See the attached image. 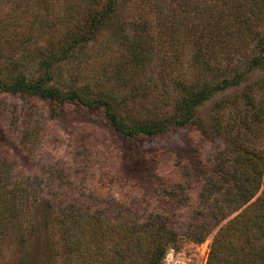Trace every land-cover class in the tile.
Wrapping results in <instances>:
<instances>
[{
	"label": "rangeland",
	"instance_id": "374dc122",
	"mask_svg": "<svg viewBox=\"0 0 264 264\" xmlns=\"http://www.w3.org/2000/svg\"><path fill=\"white\" fill-rule=\"evenodd\" d=\"M105 1L0 0V79L10 83L18 76L35 80L48 74L50 87L109 100L128 124L149 123L173 112L182 93L177 82L186 89L240 74L243 82L196 107L197 118L215 124L206 128V135L192 123L130 139L111 129L102 112L58 107L55 115L56 105L0 89V162L13 167L8 182L37 184L41 191L29 196L25 214L5 237L0 264H126L115 254L124 246L121 237H110L99 221L89 219L75 231L62 228L61 212L71 207L72 199L84 203L81 212L89 218L116 217L115 205L147 200L141 213L147 218L158 195L138 163L143 152H165L156 164L165 178H181L186 166L188 171L197 169L195 161L177 163L179 150L201 155L210 164L223 151L238 154L244 147L264 153V65L251 62L254 39L264 40V3L256 15L236 16L243 20L231 23L233 33L224 36L233 47L215 51L217 59L207 50V34L194 29L199 21H212L217 9L211 0H201L199 13L192 3L197 0H118L114 17L95 38L70 49L72 38L85 36L92 11L100 12ZM258 11L262 18H257ZM38 127L41 138L31 132ZM86 157L91 160L79 172L67 171ZM55 168L58 176L69 175L67 197H54L47 189L60 182ZM129 172L134 176L126 178ZM45 199L58 211L49 225ZM238 214L223 221L202 244L181 236L163 264H208L214 237Z\"/></svg>",
	"mask_w": 264,
	"mask_h": 264
},
{
	"label": "trees",
	"instance_id": "16d2710c",
	"mask_svg": "<svg viewBox=\"0 0 264 264\" xmlns=\"http://www.w3.org/2000/svg\"><path fill=\"white\" fill-rule=\"evenodd\" d=\"M192 3L199 13L202 1ZM263 3L264 0H211V7L217 9L212 21L206 20L205 23L199 21L194 29H200L207 34L205 45L209 53L230 49L233 43L227 42L224 36L233 33L231 23L234 25L236 20H243L236 16L242 14L244 18L245 14L256 15L255 11H260ZM117 5L118 0H106L100 12L92 11L88 19L90 22L82 32L85 36H79L74 40L72 38L70 49L93 40L101 27L114 17ZM259 11L257 18H262ZM211 17L209 14L208 19ZM254 42L256 50L251 62L261 67L264 65V40L256 38ZM201 45L200 42L198 46ZM216 52L213 56L215 59L219 56ZM225 59L231 58L226 56ZM49 77L47 74L35 80H27L25 76H18L10 83L0 79V89L14 96L26 94L56 105L55 115H58V107H75L78 111L87 113L102 112L110 128L128 139L153 136L168 130L185 128L192 123H196L198 132L206 135V128H211L215 124L208 125L197 118L196 107L210 100L215 94L243 82L242 74L232 79L226 78L219 83L196 82L195 85L186 86V89L182 82H177L176 87L183 95L181 93L180 99L173 106V112L167 114L169 116L165 115L164 119L149 123L128 124L117 113L113 104L104 97L91 98L79 91L63 92L47 85ZM216 125L220 129L223 127L220 124ZM244 129L248 128L244 126ZM31 132L36 138H41L42 128H35ZM240 138L243 140L245 135ZM30 144L35 145V142ZM164 153L143 152L138 157V163L146 170L144 179L152 184L158 195L156 205L147 218L141 214L144 209L142 205L147 203V200L139 205L136 203L115 205L112 210L118 211L116 217L89 218L81 212L84 203L72 199L71 207L61 212L64 217L60 219L62 228L66 231H75L90 222L89 219H94L100 222L101 229L110 237L117 235L121 237L124 246L118 247L115 253L117 259L126 264H163L168 251L171 247L177 246L181 236L202 244L223 221L239 213L214 237L210 245L208 264H264V190H262L264 153L245 150L244 147L238 154H227L223 151L216 157V162L210 164L209 160L204 161L201 155H194L187 149L179 150L176 151V160L180 166L195 161L194 166L197 167L195 172H192L188 171L186 166L187 172L181 178L176 175L165 178L157 172L156 164L161 161ZM90 160L88 157L83 158L79 164L77 162L67 171L79 172V168L89 164ZM12 171L11 164L5 165V162H0V248L5 245V237L16 225V220L24 215L29 207L31 201L29 196H38L41 192L37 184L30 186L23 183L10 184L8 179ZM59 173V169L55 168L56 180L60 182L47 189L54 197L63 198L69 194L66 182L69 175L65 177L62 172V175L58 176ZM127 174L126 178L134 176L132 172ZM51 180H54V176ZM201 180L203 183H200ZM42 203L49 213L47 220L52 219V216L58 213L55 206L47 199ZM185 211L188 213L186 217L183 215ZM180 219L184 222H180ZM51 221L46 222L49 225Z\"/></svg>",
	"mask_w": 264,
	"mask_h": 264
}]
</instances>
